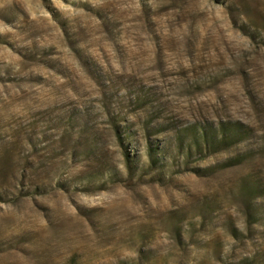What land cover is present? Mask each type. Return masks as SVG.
Listing matches in <instances>:
<instances>
[{
    "label": "rangeland",
    "instance_id": "obj_1",
    "mask_svg": "<svg viewBox=\"0 0 264 264\" xmlns=\"http://www.w3.org/2000/svg\"><path fill=\"white\" fill-rule=\"evenodd\" d=\"M0 264H264V0H0Z\"/></svg>",
    "mask_w": 264,
    "mask_h": 264
}]
</instances>
